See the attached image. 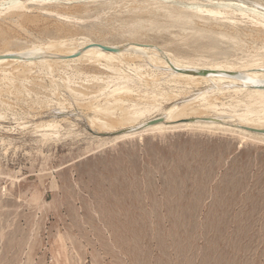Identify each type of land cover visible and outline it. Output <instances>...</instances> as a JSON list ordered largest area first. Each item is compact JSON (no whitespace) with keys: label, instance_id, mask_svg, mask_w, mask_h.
<instances>
[{"label":"rangeland","instance_id":"obj_1","mask_svg":"<svg viewBox=\"0 0 264 264\" xmlns=\"http://www.w3.org/2000/svg\"><path fill=\"white\" fill-rule=\"evenodd\" d=\"M4 7L0 48L80 36L103 43L146 40L181 56L218 51L203 47L210 33L184 44L187 30L170 28L178 32L174 36L157 27L133 29L137 16L125 5L102 13L92 0L25 2L19 15ZM248 31L238 35L235 47L229 40L227 47L225 38L215 40L233 58L240 49L264 45L260 33ZM69 64L81 72H53L67 88L111 76L98 65ZM112 80L107 92L123 84ZM35 82L45 87L33 85L30 96L23 92L14 99L0 91V264H264L263 139L228 124L178 126L112 141L72 113L92 116L95 105L85 104L92 95L77 97L62 87L59 105L50 78L40 74ZM70 94L77 103L67 99ZM3 100L12 108H2ZM161 113L146 108L140 120ZM49 117L59 121L57 133L34 129L33 122Z\"/></svg>","mask_w":264,"mask_h":264},{"label":"bare ground","instance_id":"obj_2","mask_svg":"<svg viewBox=\"0 0 264 264\" xmlns=\"http://www.w3.org/2000/svg\"><path fill=\"white\" fill-rule=\"evenodd\" d=\"M55 1L57 0H0V7L5 6L10 15H19L25 2ZM92 3L102 13L110 10L116 13L119 7L129 6V11L137 16L133 20L136 25L133 29L147 27L152 30V27H157L160 32L162 29L174 36L178 32L171 33L170 28L178 29L179 32L187 30L188 33L182 34L181 38L184 44L190 40L194 43L210 33L212 37L208 38L207 45L203 47L206 46V52L215 49L218 51L206 55L197 54L200 50L198 49L194 55L181 56L170 54L162 46L146 40L103 43L80 36L36 44L37 46L26 49L0 48V91L13 95L14 99L23 92L30 96L32 86L41 84H37L35 80L43 74L50 78L56 103L63 95L60 91L62 87L73 91L77 97L92 95L88 102L84 101L85 104L91 102L95 105L92 116L84 115V110V113L74 110L72 113L83 117L94 130H100V134L112 135V141L178 126L228 128V124L242 134L264 140V45L260 44L250 50L243 48L240 53L237 49L239 56L230 58L233 54L226 55L227 50L219 48L221 44L218 46L219 42L217 44L215 40L217 36L225 38L227 47L229 41H233L235 47L238 35L249 29L248 32L260 33V41L264 42V0H92ZM85 4L86 7L89 6ZM36 17L32 18L37 19ZM144 22L147 25L142 26ZM233 50L235 51V48ZM215 55L224 56L217 59ZM248 55L250 58L245 59ZM198 56H205L207 61L202 62L197 59ZM70 62L83 66L98 65L111 73V76L106 82L101 81L102 83L95 78L96 82L93 83L86 79L79 84L74 81L69 85L70 88H67L60 84V78L53 77V72L69 71L73 76L78 75L81 67L74 69V66L69 70ZM112 78L122 80L123 84H115L113 90L107 92L105 84L114 82ZM41 82L45 84L44 81ZM38 89L37 87L33 90ZM70 95L67 99L71 103H77V98ZM223 96L228 100L221 101ZM5 100L1 103L2 108L11 107V101ZM128 101H131V107H126ZM217 102L220 105L216 104ZM77 105L76 107L79 106ZM146 108H150L151 113H162L160 116L152 115L140 120ZM50 110L55 111L56 108ZM4 116L5 113L0 111V118L3 119ZM48 119L39 123L33 122L34 129L44 131L43 134H47V131L57 133L59 121H56L57 118Z\"/></svg>","mask_w":264,"mask_h":264}]
</instances>
